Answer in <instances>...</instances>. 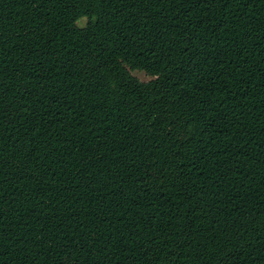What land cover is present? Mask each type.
Listing matches in <instances>:
<instances>
[{
  "label": "trees",
  "instance_id": "obj_1",
  "mask_svg": "<svg viewBox=\"0 0 264 264\" xmlns=\"http://www.w3.org/2000/svg\"><path fill=\"white\" fill-rule=\"evenodd\" d=\"M0 264H264V0H0Z\"/></svg>",
  "mask_w": 264,
  "mask_h": 264
},
{
  "label": "rangeland",
  "instance_id": "obj_2",
  "mask_svg": "<svg viewBox=\"0 0 264 264\" xmlns=\"http://www.w3.org/2000/svg\"><path fill=\"white\" fill-rule=\"evenodd\" d=\"M84 22V18L79 20V23L82 24ZM131 73L135 76H137L139 79L141 80H148L150 79V75L146 74L144 71L142 70H131Z\"/></svg>",
  "mask_w": 264,
  "mask_h": 264
}]
</instances>
